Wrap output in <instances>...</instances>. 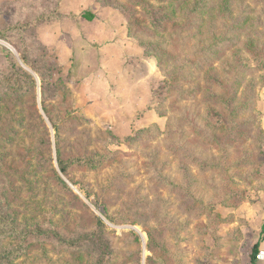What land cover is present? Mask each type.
<instances>
[{
    "label": "rangeland",
    "instance_id": "obj_1",
    "mask_svg": "<svg viewBox=\"0 0 264 264\" xmlns=\"http://www.w3.org/2000/svg\"><path fill=\"white\" fill-rule=\"evenodd\" d=\"M260 231L264 0H0V264H250Z\"/></svg>",
    "mask_w": 264,
    "mask_h": 264
},
{
    "label": "crops",
    "instance_id": "obj_2",
    "mask_svg": "<svg viewBox=\"0 0 264 264\" xmlns=\"http://www.w3.org/2000/svg\"><path fill=\"white\" fill-rule=\"evenodd\" d=\"M60 14H62L63 17L60 20H57L58 22L66 19V18L69 19V20H72L76 24L77 29L79 28L82 31L83 36L87 40H89L90 42H93L92 44H94V46H96L95 44H97V45L99 44L98 43L99 41H98V39L96 37V27H95V25L99 24V25H102L103 28H104L105 27V23H103L101 19L95 18L94 20L90 21V19H91L90 17L91 16L88 15L87 13H85L84 14L85 17H83L85 20H83L78 15H76L74 13H64L62 11V9H60ZM106 22H108V20ZM111 31H112L113 38L116 41L120 42V44H112L113 49L104 50V52H102V55H103L104 59L109 61V62H115V64H117V65L118 64H122L123 63V59H127L129 56H131V55H129L130 51H129V46L127 44L128 42L125 41L124 39H120V37L123 38V36H125V38L126 37L128 38V32L126 30V31H123L124 32L123 34L122 33L119 34L115 29H111ZM117 35H119L120 37H117ZM123 44H125V47H123ZM131 54L133 56L134 52L131 51ZM82 56L84 58L86 56V54L82 53ZM105 60L103 61V63L106 62ZM142 61L144 63L147 62L145 60V58ZM88 64H89V66L86 67L88 71H93L94 68H99V65L105 67L103 64L100 63V61H98V59H97V61L94 60L93 55H91L90 60L88 61ZM82 67H84V66H82V65H80L78 67L76 66V68L78 69L79 72L78 71H73L74 73H71L72 77H76V76L78 77V73H80L82 70L86 71L85 70L86 68L82 69ZM121 68H123L122 65H121ZM99 70L101 72V69H99ZM87 82H91V80H87ZM249 244H250V252H249L250 261L249 262H250V264H256V259H255L254 263L252 262L251 255H252V252H253L255 246H258V251L260 249L264 248V234H261V231H260V233H258L257 236H253L251 238V241L249 242Z\"/></svg>",
    "mask_w": 264,
    "mask_h": 264
},
{
    "label": "trees",
    "instance_id": "obj_3",
    "mask_svg": "<svg viewBox=\"0 0 264 264\" xmlns=\"http://www.w3.org/2000/svg\"><path fill=\"white\" fill-rule=\"evenodd\" d=\"M107 6V5H106ZM124 14H125V12H124ZM57 15L58 16H56L55 18L54 17H46L45 15H42L41 16V18L42 19H45V20H50V21H52L53 22V20L54 21H57V20H60L63 16H62V14H60V12L58 11L57 12ZM126 15V14H125ZM168 19L167 18H165L164 19V21H167ZM154 22H155V25H156V27H161V23H160V19H154ZM139 46L141 47V48H143V45L140 43L139 44ZM183 70V69H182ZM186 75V77L187 78H189V75L188 74H185ZM27 79L31 82V84H34V80L30 77V76H28L27 77ZM169 83H171V82H168V83H165L163 86H164V88H163V93H165V91H166V88H168V90H169ZM162 86V87H163ZM227 90V89H226ZM225 90V91H226ZM224 91V92H225ZM217 95V94H216ZM218 97L216 98V99H220V96H222V95H217ZM222 101H225V99L223 100V99H221ZM227 100V99H226ZM95 157H81V158H78V159H75V160H73L72 161V163H77V164H84V165H87V166H90V167H97L98 165H99V163H95L97 160L98 161H100L102 158H103V155H94ZM106 157V156H105ZM59 163H60V165H61V172L62 173H66V170H67V166H66V163H65V161H63L61 158H60V161H59ZM185 170H187V168L185 167V168H183L182 169V171H185ZM61 183L63 184V185H66L65 183H64V181H61ZM178 187H176L175 189H177ZM101 226H103V224L101 223ZM73 244H75L74 242H69L68 243V245H73ZM151 251V250H150ZM257 253H258V246H255L254 247V250H253V252H252V255H251V260H252V262L254 263L255 262V259H256V255H257Z\"/></svg>",
    "mask_w": 264,
    "mask_h": 264
},
{
    "label": "built area",
    "instance_id": "obj_4",
    "mask_svg": "<svg viewBox=\"0 0 264 264\" xmlns=\"http://www.w3.org/2000/svg\"><path fill=\"white\" fill-rule=\"evenodd\" d=\"M256 264H264V248L258 251L256 255Z\"/></svg>",
    "mask_w": 264,
    "mask_h": 264
}]
</instances>
